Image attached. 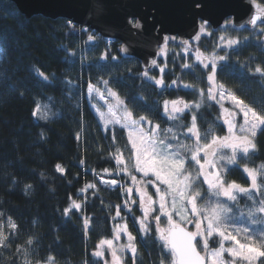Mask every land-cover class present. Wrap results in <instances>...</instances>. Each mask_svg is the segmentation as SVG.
<instances>
[{"label":"trees","instance_id":"obj_1","mask_svg":"<svg viewBox=\"0 0 264 264\" xmlns=\"http://www.w3.org/2000/svg\"><path fill=\"white\" fill-rule=\"evenodd\" d=\"M254 2L264 8V0ZM254 33L248 28H228L226 42H239L226 49L218 45L224 32L208 25L192 44L190 55L181 44L167 45L166 54L160 52L159 67L148 73L149 78L163 76L165 86L160 87L143 76L139 60L123 55L120 42L95 36L89 41L88 29L64 19L27 18L11 1L0 0V230L8 238L7 246L0 247V264H45L49 257L53 264H105L93 253L100 240L113 239L118 207L135 238L134 259L126 264H172V255L156 229L140 231L124 210L122 188L101 184V179L116 172V156L130 158V146L123 129L103 132L89 103L88 84L97 87L108 81L134 119L147 117L159 125L161 139L178 148L185 143V126L190 125L192 114L172 119L163 105L165 100L177 99L192 105L208 90L210 68L196 66L197 49L205 55L224 56V61H217L216 83L264 115V34ZM185 63L193 66L185 69ZM257 67L261 73H256ZM36 105L40 110L34 115ZM193 110L201 137L208 134L207 142L212 136L225 137L218 121L219 106L204 102ZM254 143L253 152L238 154L236 164L227 166L226 181L250 187L243 168L260 170L264 165V130ZM181 155L189 158L185 150ZM58 164L63 172L57 171ZM257 182L264 184V177L258 176ZM208 199L205 195L201 204ZM219 200L232 208L235 227L249 228L259 246L264 222L258 218L253 224L248 211L264 200V188L238 195L235 202ZM72 201L81 208L65 214ZM133 214L139 216L137 208ZM237 236L242 243H253L244 239L243 232ZM261 262L264 257L256 264Z\"/></svg>","mask_w":264,"mask_h":264},{"label":"snow or ice","instance_id":"obj_2","mask_svg":"<svg viewBox=\"0 0 264 264\" xmlns=\"http://www.w3.org/2000/svg\"><path fill=\"white\" fill-rule=\"evenodd\" d=\"M196 7H200L199 4ZM260 8L259 5H257ZM264 15V8H260L257 15L251 17L250 23L255 26L258 21L264 23L261 20V16ZM131 23V21H129ZM227 21L225 23H230ZM71 24V21H69ZM207 21L200 24V32L206 31ZM136 28L142 27V25L137 21L134 25ZM94 37L92 35L88 36V40L92 41ZM173 40L175 37L172 38ZM199 39V36L196 37ZM223 39V37H221ZM167 42L168 38H164V47L160 49L162 54L167 52ZM239 41L237 39H230L227 41L228 45H235ZM184 45V52L188 54V42L182 41ZM106 58V57H102ZM112 59H116L112 57ZM226 58L224 56H216L212 54L211 56H205L204 53L196 50L195 61L196 66L203 65V68L209 69L210 73L207 77L208 81L214 82L215 75L217 72V61H224ZM208 60V63L204 61ZM152 65L159 67L155 59L152 60ZM193 65L185 63L183 68L190 69ZM256 73H261L262 69L257 67L255 69ZM160 72H164V68H160ZM39 75L47 79L43 73ZM145 77H148V72L145 71ZM154 81L156 86L164 87L163 76L159 79L149 78ZM105 85L108 81H103ZM176 80L172 81V85H175ZM185 88H190V85H184ZM223 88V85H220ZM96 92L103 99V94L99 92V89L95 88L91 83L88 84L89 94ZM110 96L114 97L118 105L123 102L120 101L118 94L111 89H107ZM208 95L212 96V88L208 89ZM221 99H224L223 93H221ZM233 101L234 107L239 108L242 113L244 123L239 127V134L236 132V125L230 120L225 119L224 123L228 126L229 135L225 137L212 136L210 142L208 141V134L201 137L196 125V116L193 114L191 116V126H185L187 128L188 134H193L196 137V146L194 148L188 145H179L178 148H173V144L165 142L161 139L159 142L153 139L150 135L143 132L139 125L141 122L147 121L148 124L152 122L147 120V117L141 116L139 119L133 118V113L126 108L123 111V118L125 123H121L119 119H115V113L110 108L109 116L112 119L109 122L120 124L122 128L128 127L130 131L128 132V141L131 144L130 149V160H133L131 167L137 173H141L145 179V183L155 188V195L159 196V207L154 208L153 205L156 201L153 199L152 195H149L147 191L143 189H137L140 193V207L144 212V216L139 219L140 230L147 232L148 224L146 223L148 215L150 212H159L160 215H155L154 220L157 225L160 224L161 217L167 218V227L159 228L157 227V232L160 234L161 240L164 242V246L167 247L173 257L172 264H237L238 260L246 261L247 264H252L253 261H258L260 258L264 257V234L261 235L259 246L253 240V236L250 234V230L247 227L238 228L235 227V222L233 219L232 208L227 207L225 204L221 203L219 198L224 197L229 201L235 202L237 200L236 193H249L252 190L260 191L264 188V184H258V176L264 177V165H261L260 170L250 169L247 166L243 168V172L246 173L247 178L250 180V187H243L235 181L228 182L225 179L226 172L229 170L227 165H234L237 162V154L243 153L245 156L249 153L250 149H255L254 138L257 135V129L260 128L264 130L261 126H264V115L257 113L253 108L244 104L242 100H239L234 95L230 96ZM169 105H171V113H169ZM164 112L169 113V118L175 119L176 117L172 114L183 113L186 109L192 107L188 102L182 99L164 101ZM194 107L199 108V104L194 105ZM223 107V105H221ZM40 110V105H36L34 110V115ZM225 112L231 116L228 109H224ZM159 129V125L151 131ZM167 131H171L168 129ZM114 138V137H113ZM189 138H191L189 136ZM205 141L201 143V141ZM179 144V142L177 141ZM222 148L230 149V155H218V150ZM186 150L190 152V161L198 165L197 177H203L202 183L207 185V190L209 193V199L205 201L204 204L198 205V200L203 199L200 191L195 188V179L188 169L185 167L186 160L181 155V151ZM119 152V149H117ZM203 152V157L200 153ZM116 164L120 168V171L128 173L131 176L133 182H136V176L131 175L129 165L125 164L122 154L115 157ZM217 160L225 163L218 165ZM57 171L63 172L64 169L58 164L56 166ZM206 168L208 170H206ZM107 171V170H105ZM112 185H117L118 181L113 179L108 181ZM161 186H166L164 190H161ZM88 187H93L89 185ZM133 189L128 188L127 192L132 193ZM168 197H171V210L168 209ZM216 199L215 203H212V198ZM135 203V202H134ZM127 204V202H126ZM191 205V218L188 216V208L185 205ZM81 205L72 201L71 207L66 208L65 214H67L72 209L79 210ZM257 214H264V200L259 201L258 207L248 211V216L252 223L255 224L259 218L264 222V216L257 217ZM117 216H120L119 207L116 212ZM174 216L179 217V221L174 219ZM9 226L12 229L16 228V225L9 219ZM87 223V222H86ZM191 224L194 225L195 230L190 231L184 225ZM233 228L237 234L240 232L245 233L244 239L246 241H253V243H242L238 239L237 234H233V231H229V227ZM124 232L128 237L127 247L135 255L136 249L133 244L134 237L130 232H128L127 224H124L121 228L117 225V231L114 239H119L120 232ZM219 237V247L216 249H209V239L213 237ZM199 237V239H197ZM7 236L2 230H0V247H6ZM225 242H231L233 246L225 247ZM28 244L32 243L31 238L27 241ZM205 250L206 256L201 255L197 250V245L201 244ZM105 246L111 250L113 257V264H120V258L117 256V249L113 246V239H102L97 245V249L93 255L101 257L104 255L102 250ZM19 250V248H18ZM227 253L232 259L230 261H225L224 255ZM45 264H53V258L49 257ZM264 264V262H261Z\"/></svg>","mask_w":264,"mask_h":264},{"label":"water","instance_id":"obj_3","mask_svg":"<svg viewBox=\"0 0 264 264\" xmlns=\"http://www.w3.org/2000/svg\"><path fill=\"white\" fill-rule=\"evenodd\" d=\"M9 1L27 18L64 19L94 31L102 39L120 42L123 55L139 60L148 73L154 69L151 62L157 61L165 37H178L183 45L182 41L195 38L201 21H207L213 30H218L229 18L234 29L264 25L261 21L255 26L250 23L251 17L260 11L254 0ZM137 21L142 27L133 26Z\"/></svg>","mask_w":264,"mask_h":264},{"label":"rangeland","instance_id":"obj_4","mask_svg":"<svg viewBox=\"0 0 264 264\" xmlns=\"http://www.w3.org/2000/svg\"><path fill=\"white\" fill-rule=\"evenodd\" d=\"M227 21H231V22L230 23H225ZM202 22H204V21H201L200 24ZM225 22L220 28H218L219 30H222V32H224V34L220 35V37H219L218 45L219 46L225 45L226 49H228V48H230L231 45H228V43L226 42V39H227L226 32H227L228 28H232V29H234V28L232 27V19L231 18L227 19ZM208 25L209 24L207 22L206 27ZM263 26L264 25H260V26H257L255 28H253V29H250V30H255V33H254L255 36H257L259 34L263 35L264 34V27ZM201 35H202V32H200V27H199V31L195 33V36H194L195 38L193 40H191V41L187 40L188 45H189L188 53L192 52V49H193L192 44L196 43L199 40V39L197 40L196 37L199 36V38H200ZM221 37H223V39H221ZM167 38H168L167 45H169L171 43L180 45V41H179L178 37H175L174 40L172 39L173 37H167ZM182 47L184 49V45H182ZM212 54H215V53H212ZM212 54L205 55V56H211ZM159 55H160V51H159ZM159 55H158V59H157V65H158V61H159ZM204 62L208 63V60H205ZM154 69H157V66H154ZM143 76H144V74H143ZM145 78H149V77H145ZM207 81H208V79H207ZM208 85H209V88L210 87L212 88V96H214L215 99H212V97H210L208 95V90H207L205 93H201L200 94V96H201L200 97V102L192 104V107H190L189 109H186L183 113L172 114V115L175 116L176 118H181L186 113H191L192 115L193 114L195 115V113H194L195 110H193V109H197V108L194 107V105L199 104V107H201L204 102H209V103L216 104L217 106H219V111L220 112H219L218 121H219V123L221 125H223V127L226 130V135L225 136L229 135L228 126L224 123L225 119H230L236 125V132H237V134H239V127H240V125H242L244 123V120H243V116H242V113L240 112L239 108L234 107L233 101L230 99L231 94L228 93L225 89L221 88L216 83L215 79H214V82H211V83L208 81ZM94 87L99 89V92L101 94H103L104 98L101 99V96L98 95L94 91L91 94H89V92H88V99H89V103H90L91 109H92L94 115L96 116V118H97V120H98V122H99V124H100V126H101V128L103 130V132L106 133L107 131L112 130L114 128H120V129H123L125 131L126 138L128 140V132L130 131V128H128V127L122 128L120 124L109 122L112 119V117L109 116V109L111 108L113 110V112L115 113V119H119L121 121V123H125L124 118H123V111H124L125 108L127 110H129L127 108L126 104H125V100L119 97L120 101H122L123 103L118 105L117 100L114 97L110 96L108 94V92H107V89H110L108 87V84L105 85L102 82L99 86H97V87L94 86ZM221 93H223L224 99H221ZM221 105H223V107H221ZM224 109H228L231 113H233V115L230 116L228 114V112L224 111ZM169 113H171V105H169ZM169 113H166V114L169 116ZM155 126H156L155 124H153V123L148 124L147 121H145V122H141L140 123L139 128H141L145 134L150 135L153 139H155V140H157V142H159L161 140L162 133H161L160 128L156 129L154 132L151 131V129L155 128ZM189 126H191V122H190ZM261 127L263 128L264 126H261ZM260 131H261V129L258 128L257 129V135H258V133ZM257 135L255 136V138L257 137ZM184 136H185L186 140H183L185 143L182 144V145H188L189 147L194 148L196 146V137H195V135L188 134L187 130H186L185 133H184ZM189 136L191 138H189ZM255 138H254V140H255ZM128 143H129V141H128ZM201 143H204V142L201 141ZM129 146H130V149H131V144L130 143H129ZM253 151H254V149H250L249 153H251ZM187 153H189V158L188 159L185 158V160H186L185 167L188 169L189 172L192 173L193 179H195V188H196V190L200 191V193H201L203 198L205 197V195L208 197L209 193H208V190H207V185L202 183L203 177L200 176L198 179H196V177H197V169H198L199 166L195 165L194 162L190 161V152H187ZM230 154H231L230 149L222 148V149L218 150V155H230ZM238 154H243V153H238ZM200 155H201V157H203V152H201ZM122 158H123L125 164L129 165V169L131 171V175H135L136 176V178H137L136 182L132 181L131 176L128 173L120 171V168H123L124 165H120L118 167L117 164H116V167H117L116 172L113 173V174H108V176L110 178L101 179V184L108 185V186H110L111 188H114V189H116L117 187L121 188L120 184H122V191L124 192L123 194H124V197H125V203L123 205V208H124V210L127 213H130L129 217H131V218H133V220H135V223L138 226V229L140 230L139 219L144 216V212H143V210L140 207V203H139V201H140V193L137 191V189L138 188L139 189H143V190L147 191V193L149 195H152L153 199L156 201V203L153 205V207L157 208V209L159 207V196L155 195V188L154 187H152L150 185H147L144 182L146 178H143L141 173H137V172H135L134 169H132L131 165H132V163H134V161L130 160V158L127 159L124 156H122ZM217 163L219 165V164L225 163V162H221V161L217 160ZM206 170H208V169L206 168ZM245 175H246V173H245ZM113 179L118 181L117 185H112V184L108 183V181H111ZM165 187L166 186H161V190L163 191ZM128 188H132L133 189L132 193L129 194L127 192ZM241 194H243V193H236L237 197H238V195H241ZM219 199L227 200V198H224V197H220ZM202 200L203 199L198 200V202H197L198 205L201 204ZM126 202H127V204H126ZM171 203H172L171 197H168V209L169 210H171ZM185 206L188 208V213L187 214H188L189 218H191V205H187L186 204ZM135 208H137V210L139 212V216H137V217H134V214H133ZM155 215H160V213L159 212H150L149 213L148 219L146 221V223L148 224V227L153 226L156 229V231H157V227H159L161 229L166 228L167 227V218L162 216L160 224L157 225L156 221L154 220V216ZM174 219L179 221V217L178 216H174ZM113 222H114V232H115V234H116V231H117V225H119L122 228L123 225L126 224L124 222V217L122 219L120 216H117V215H115ZM184 226L186 228H188L190 231H194L195 230L194 225L187 224V225H184ZM115 234H114V236H115ZM157 234H158V237L160 238V234L158 232H157ZM197 239H199V237ZM133 244L135 246V239L133 241ZM127 245H128V237H127L126 233L121 231L119 239H114V237H113V246L117 249V256L120 258V264H126V261L128 259H131V260L134 259V256H133L132 252L130 251V249L127 247ZM197 246H198V249L200 250V252L202 253V255L206 256V253H205V250L203 249L202 243L198 244ZM230 246H233L231 244V242H225V247H230ZM218 247H219V237H215L214 236L213 238H210L209 239V249L210 250L211 249H216ZM135 249H136V246H135ZM102 250L104 251V255L101 256V257H98V258L102 259L105 262V264H113V257H112V254H111V250H109L107 248V246H105ZM224 259H225V261H230L232 258L230 256H228L227 253H225ZM172 261H173V257H172ZM258 261H253L252 264H256ZM237 264H247V262L243 261V260H238Z\"/></svg>","mask_w":264,"mask_h":264}]
</instances>
